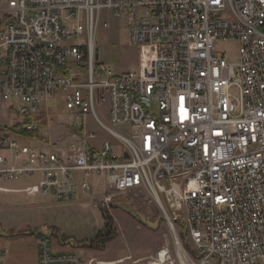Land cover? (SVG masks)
Segmentation results:
<instances>
[{"label": "built area", "instance_id": "1", "mask_svg": "<svg viewBox=\"0 0 264 264\" xmlns=\"http://www.w3.org/2000/svg\"><path fill=\"white\" fill-rule=\"evenodd\" d=\"M106 12L127 17L136 70L100 62ZM262 27L264 0H0L1 119L15 115L35 133L0 125V180L41 175L22 193L69 199L98 175L105 207L114 194L143 193L169 224L182 210L193 264H264ZM54 104L67 118L59 143L38 120ZM88 117L114 141L97 146ZM50 243L38 239L39 264H85ZM6 255L0 248V264ZM155 261L176 264L168 250Z\"/></svg>", "mask_w": 264, "mask_h": 264}, {"label": "rangeland", "instance_id": "2", "mask_svg": "<svg viewBox=\"0 0 264 264\" xmlns=\"http://www.w3.org/2000/svg\"><path fill=\"white\" fill-rule=\"evenodd\" d=\"M102 19L110 23L108 29L100 26L96 35V45L100 62L111 67L114 73L122 74L136 70L139 63V52L129 44V23L127 17L117 18L106 12ZM264 33V27L261 28ZM74 43L77 41L73 40ZM230 55H235V47L230 46ZM106 109L100 111L101 118L106 122ZM63 105L54 104L49 109V114L44 116L42 121L46 134L52 141L58 143L65 139L68 130L65 126L67 121ZM0 107V125H15L18 119L11 116L2 120ZM87 128L97 132L98 140L111 139L91 117L86 119ZM2 126H0V129ZM47 136V135H46ZM113 142V141H112ZM118 150V149H117ZM36 178H24L13 183L0 182V187L22 188L25 185L34 183ZM97 186L102 183L101 179L91 178ZM12 182V181H11ZM3 190V189H2ZM0 191V248L7 250L9 263L13 264H39L40 250L37 246L38 238L35 236L6 237V233L22 231H38L50 236L53 254L72 252L78 255L85 264L91 259L98 262L113 264H157L158 253L168 250L171 259L176 264H193L188 258L191 257L182 238L183 229L186 230L185 215L182 210L177 211V221L173 222V229L164 217L162 211L154 202L146 200L143 193H130L126 195L114 194L113 206L108 208L102 201L98 202L99 209L93 207L90 196L78 194L69 200H56L54 196L47 199L41 197H27L22 193ZM113 218L114 228L117 232L115 240L109 242L103 251L62 245L58 236L53 235L54 231L65 237L86 241L104 231L105 220L102 217L103 211ZM135 215H139L141 223ZM171 218H175L170 213ZM178 237L181 248L174 237ZM190 248L194 250L190 242ZM188 256H187V255ZM196 261L194 258H191ZM5 264V263H4ZM96 264V262H95Z\"/></svg>", "mask_w": 264, "mask_h": 264}, {"label": "trees", "instance_id": "3", "mask_svg": "<svg viewBox=\"0 0 264 264\" xmlns=\"http://www.w3.org/2000/svg\"><path fill=\"white\" fill-rule=\"evenodd\" d=\"M43 117L44 116H41V118L39 117L38 120H40L42 124H46L45 121H42ZM21 127H22V125L19 122H16L15 125H13V127H5V129L9 130L10 132L21 133L27 137L35 136L34 132L22 131ZM102 217L105 220L104 231L97 233L96 236L90 240H86V241L72 240V239H69V238L65 237L64 235H62L56 231H54L52 234L58 236L60 243L64 246L71 245L73 247H78V248L103 251L106 249L107 244L109 242L116 239L117 232L114 228L113 218L111 217V215L108 213L107 210L103 211ZM135 217H137V219H139V221H141V223L146 224V222H142V220L139 218V215H135ZM6 234H7L6 237L35 236L38 239L43 237V236H46L41 232L32 231V230L22 231V232H18V233L12 232V233H9V234L6 233ZM186 234H187V229L185 231L183 229L182 238L185 241V244H186V247L189 251V254L192 258H196V252L192 248H190L189 245L187 244L188 238H187ZM0 236H3V235H1V232H0ZM3 237H5V236H3Z\"/></svg>", "mask_w": 264, "mask_h": 264}, {"label": "crops", "instance_id": "4", "mask_svg": "<svg viewBox=\"0 0 264 264\" xmlns=\"http://www.w3.org/2000/svg\"><path fill=\"white\" fill-rule=\"evenodd\" d=\"M107 111H108V108L106 109V114H105V116H106V118L108 119V113H107ZM67 128V127H66ZM67 130H68V128H67ZM88 131H91V130H89L88 129ZM92 132H94V131H92ZM97 133V132H96ZM68 134V133H67ZM108 135V134H107ZM109 136V135H108ZM109 137H111V136H109ZM105 140H110V141H114L113 140V138L111 137V139H105ZM102 141H104V139H101V140H98L97 139V142H96V145L97 146H99L101 143H102ZM30 145L33 147V148H36V149H38V150H43V149H46L47 147L45 146V145H43L42 144V142L41 141H39L38 139H34V140H31L30 142ZM75 176L74 177H76L77 179H82L83 178V175L82 174H80V173H75L74 174ZM25 178H36V180H35V182L34 183H31V184H28V185H25V186H23L22 188H19V189H17V188H10V187H0V191H5V192H11L10 190H12V192H17V193H22V189L23 188H25L26 186H30V185H35V184H37L41 179H42V176L41 175H34V176H32V177H25ZM91 178H93V179H101L102 180V183L100 184V185H96L93 181H91ZM19 179H24V178H19ZM19 179H17V180H19ZM17 180H13L12 182L10 181V182H8V183H13L14 181H17ZM88 182L90 183V185H91V188H92V190L91 191H82V190H79V192L75 195V196H77L78 194H86V195H88V196H90L91 197V199H92V203L93 202H95V201H97V204L96 203H93V207L94 208H96V209H99L100 207H99V205H98V202L99 201H103V198H104V196L105 195H107V194H109L110 192H108L104 187H103V183H104V179L101 177V176H98V175H91V176H89L88 177ZM0 182H4L3 180H0ZM5 183V182H4ZM3 189V190H2ZM22 194H24V193H22ZM24 195H26V194H24ZM27 197H41L42 199H47V198H49L50 196H54L55 197V199L56 200H59V201H62V200H69V199H71V198H69V199H66V198H63V199H59V198H57L55 195H53V194H50V195H47V196H43L42 194H36V195H34V196H29V195H26ZM74 197V196H73ZM113 206V204H111V207ZM94 238V237H93ZM37 246H38V242H37ZM39 247V246H38ZM3 249V248H2ZM3 250H5V249H3ZM40 250V249H39ZM6 252H7V250H5ZM91 260H95V259H91ZM5 264H13L12 262H10L9 263V258H8V253H7V255H6V259H5V262H4Z\"/></svg>", "mask_w": 264, "mask_h": 264}, {"label": "bare ground", "instance_id": "5", "mask_svg": "<svg viewBox=\"0 0 264 264\" xmlns=\"http://www.w3.org/2000/svg\"><path fill=\"white\" fill-rule=\"evenodd\" d=\"M171 226H173V224H170ZM173 228V227H172ZM164 256H165V254H164V252H162L161 253V260H163L164 261ZM156 263L157 264H163L162 262H158V261H156ZM107 264H113V263H107Z\"/></svg>", "mask_w": 264, "mask_h": 264}, {"label": "water", "instance_id": "6", "mask_svg": "<svg viewBox=\"0 0 264 264\" xmlns=\"http://www.w3.org/2000/svg\"><path fill=\"white\" fill-rule=\"evenodd\" d=\"M174 237H175V240L177 241V243L179 242V240H178V237L175 235V233H174ZM179 244V243H178Z\"/></svg>", "mask_w": 264, "mask_h": 264}]
</instances>
